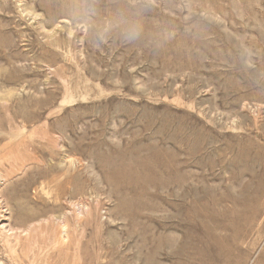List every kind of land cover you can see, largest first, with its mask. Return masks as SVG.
<instances>
[{"label":"rangeland","instance_id":"1","mask_svg":"<svg viewBox=\"0 0 264 264\" xmlns=\"http://www.w3.org/2000/svg\"><path fill=\"white\" fill-rule=\"evenodd\" d=\"M1 25L0 264H264V0H0Z\"/></svg>","mask_w":264,"mask_h":264},{"label":"clouds","instance_id":"2","mask_svg":"<svg viewBox=\"0 0 264 264\" xmlns=\"http://www.w3.org/2000/svg\"><path fill=\"white\" fill-rule=\"evenodd\" d=\"M127 35L132 36V37H135V36H138L139 33H138V31H135V32H130Z\"/></svg>","mask_w":264,"mask_h":264},{"label":"bare ground","instance_id":"3","mask_svg":"<svg viewBox=\"0 0 264 264\" xmlns=\"http://www.w3.org/2000/svg\"><path fill=\"white\" fill-rule=\"evenodd\" d=\"M76 4V3H75ZM7 28V27H6ZM5 25L0 26V32H5ZM2 203V202H1ZM9 232V231H8ZM65 239V238H64ZM157 250V249H156Z\"/></svg>","mask_w":264,"mask_h":264}]
</instances>
